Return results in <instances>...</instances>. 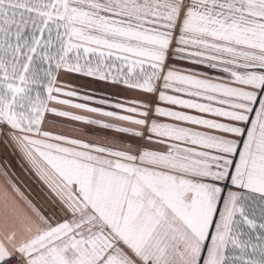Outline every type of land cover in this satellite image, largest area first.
Masks as SVG:
<instances>
[{"label": "snow or ice", "instance_id": "1", "mask_svg": "<svg viewBox=\"0 0 264 264\" xmlns=\"http://www.w3.org/2000/svg\"><path fill=\"white\" fill-rule=\"evenodd\" d=\"M0 144V264H264V0H0Z\"/></svg>", "mask_w": 264, "mask_h": 264}, {"label": "rangeland", "instance_id": "2", "mask_svg": "<svg viewBox=\"0 0 264 264\" xmlns=\"http://www.w3.org/2000/svg\"><path fill=\"white\" fill-rule=\"evenodd\" d=\"M75 84L79 85L82 92H87L88 95H93L97 99L100 97H111L113 101L117 99H122L123 97L132 96L133 93L125 92L123 90L112 87L111 85L106 84L102 81H96L92 78H78L74 81ZM91 103V102H88ZM92 106H100V105H92ZM107 108V106H101ZM71 110V109H70ZM107 110H112L107 108ZM75 111V110H71ZM0 150L7 151L6 159L9 161V164L15 168L16 173L19 177L22 178L23 181H28L27 185H30L32 188V192L34 194V198H44V185L41 181L36 177L35 173H33L30 168L25 164L21 166L20 161L17 156L12 155L11 151L5 148L2 144H0ZM8 164V165H9Z\"/></svg>", "mask_w": 264, "mask_h": 264}, {"label": "crops", "instance_id": "3", "mask_svg": "<svg viewBox=\"0 0 264 264\" xmlns=\"http://www.w3.org/2000/svg\"><path fill=\"white\" fill-rule=\"evenodd\" d=\"M6 153L7 151L0 150V165H3L5 167L9 166V161L6 159ZM9 164V165H8ZM31 170V169H30ZM9 175L11 176L12 180L21 188V190L29 196V198L33 199L34 202L42 203L44 202V198H34V194L32 192V188H30V185L28 181H23L21 177L16 173L15 168L10 165V168H8ZM0 183H3V177L0 176Z\"/></svg>", "mask_w": 264, "mask_h": 264}]
</instances>
